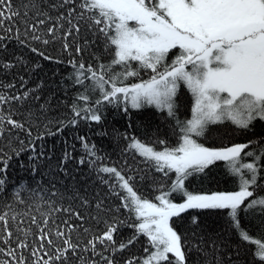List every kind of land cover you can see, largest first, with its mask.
I'll return each mask as SVG.
<instances>
[{"label":"snow or ice","instance_id":"obj_1","mask_svg":"<svg viewBox=\"0 0 264 264\" xmlns=\"http://www.w3.org/2000/svg\"><path fill=\"white\" fill-rule=\"evenodd\" d=\"M11 41L63 64V55L46 53L59 44L71 69L65 90L76 91L69 115L52 118L51 97L38 103L43 81L12 93L16 84L4 80L12 69L35 72L40 63L0 60V264H208L205 248L218 251L201 228L200 214L209 211L223 213L239 245L250 246L252 264H264V196L256 195L264 191V140L208 143L213 127L247 132L264 124V0H0V51ZM181 85L191 95L185 119ZM108 106L129 121L132 111L155 109L175 142L159 138V129L151 143L114 130L123 152L146 170L104 163L107 154L85 136L76 137L84 156L77 160L67 141L55 156L49 137L81 121L102 126ZM220 162L235 190L190 188ZM14 164L27 176H10ZM69 164L88 173L83 185L72 176L61 190L54 180L72 175ZM93 175L102 192L90 190ZM24 191L32 193L27 200ZM257 208L253 235L241 217ZM141 238L144 254L124 258Z\"/></svg>","mask_w":264,"mask_h":264},{"label":"trees","instance_id":"obj_2","mask_svg":"<svg viewBox=\"0 0 264 264\" xmlns=\"http://www.w3.org/2000/svg\"><path fill=\"white\" fill-rule=\"evenodd\" d=\"M19 2V0H15ZM55 15V12H53ZM90 38V37H89ZM36 47L43 48L42 45L36 44ZM46 53L54 57H61L65 60L63 64H57L54 62H49L38 58L35 54L31 53L27 48L17 44L15 41L7 43V51H0V60L10 59L14 60L15 57H23L25 63L30 67L31 63L39 62L41 67L35 72H28L24 70V66H20V70L12 69V71L4 77L5 82H14L16 84L15 89L9 90L15 93L17 90L24 91L29 88H33L36 84L43 81V89L41 92L37 93L41 95V100L38 103H43L45 99L51 97V111L49 113L52 118H64L69 115L67 105L72 102V97L75 94L76 89L71 87L65 90V87L70 84L69 81H65L62 78L65 77L70 71V67L67 65V54H62L60 52L59 44L49 45L46 49ZM14 54V55H13ZM107 59V58H105ZM20 76L24 77L25 86L21 88ZM142 79H148V74L141 73ZM136 82V81H129ZM178 102L180 103L179 116L181 119H185L190 116L191 107V95L188 93L187 89L181 85L178 95ZM129 122L131 127H128ZM157 129H159V138H165V134L169 139V143L173 144L175 142V137L172 136L171 129L167 124L164 123L162 115L157 113L153 108H144L139 111L131 112V119L129 117L123 116L117 113L116 109L108 106L105 111V121L104 124L96 125L94 122L89 124L87 122L81 121L77 128H66L62 136H57L55 138L49 137L46 143L51 146L55 144V156L61 155L65 148V141H67V150L73 154V156L78 160L81 156H84L82 150L81 142L76 139L77 136H85L87 142L95 144L101 151L99 155L104 156L107 154L108 158L104 160V163L109 165H114L118 168H133V169H145V165L141 162L139 157L134 158L132 153H124V142L115 139V131L126 132L128 135H135L139 139L145 141L146 143H151L157 138ZM101 131H106L109 135L100 136L98 133ZM264 140V124L257 122L249 131H235L229 125L213 127L208 143L219 144L224 143H237V142H247L248 140ZM157 148L160 146L157 145ZM250 159V158H249ZM55 160V157H54ZM20 162L27 163V157L22 156ZM69 170L72 173L71 176H66L61 173L59 176L55 177L54 182L56 187L63 190L66 186H71L73 184L72 176H75L76 181H80L83 185L82 177L88 173L87 166H79L74 164H69ZM146 170V169H145ZM10 176H27L26 173L18 166L14 164L12 171L9 173ZM264 176V172L261 173ZM37 179H40L37 177ZM47 179H53L51 176H47ZM95 177L89 178L88 186L91 191H101L104 188L103 185L97 186L93 183ZM264 183V180L260 181ZM18 186V185H17ZM46 186V181H45ZM35 187V185H33ZM190 188L193 190L211 189L219 191H231L235 190L234 181L231 177L225 174L223 162L218 163L208 171V176L200 181H193ZM11 193L8 195L10 196ZM70 195V192L67 193ZM148 192L145 191V195ZM25 200L28 199L31 192L24 191L22 193ZM48 195V194H46ZM257 196H264V191L257 189ZM50 199H56L55 197L48 196ZM0 199H4V195L0 194ZM36 197L33 196V200ZM32 201H29L31 203ZM43 203V202H41ZM201 215V228L204 229V235L211 241H215V245L218 251H213L209 246L205 248L207 253L208 264H216L219 260L221 264H252L251 248L248 245H239V241L233 232L228 230L223 213L221 212H203ZM260 209L254 210V213H250L248 216H242V224L245 228H250L253 235L256 234L257 229L254 225L259 224V219L254 217H259ZM251 221V226H250ZM199 231V230H197ZM131 232L130 229H124L122 235L127 236ZM143 238H141V243L134 245L129 251L123 253V257L127 258L129 255H143ZM239 246V250H238ZM5 257H0L4 259Z\"/></svg>","mask_w":264,"mask_h":264}]
</instances>
